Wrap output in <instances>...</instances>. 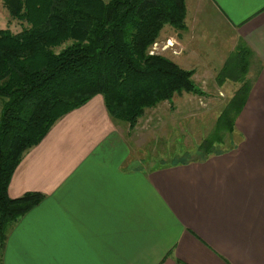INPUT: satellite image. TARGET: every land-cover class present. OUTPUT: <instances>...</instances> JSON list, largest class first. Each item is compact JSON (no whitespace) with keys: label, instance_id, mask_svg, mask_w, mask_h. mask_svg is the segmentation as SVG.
Wrapping results in <instances>:
<instances>
[{"label":"crops","instance_id":"1","mask_svg":"<svg viewBox=\"0 0 264 264\" xmlns=\"http://www.w3.org/2000/svg\"><path fill=\"white\" fill-rule=\"evenodd\" d=\"M206 1L233 50L249 54L235 88L247 83L235 148L132 166L126 133L98 93L23 152L8 193L44 197L9 225L0 264H264V0ZM186 5V27L172 35L184 49L171 58L196 82H220L228 55L219 66L192 62ZM234 76L232 64L233 87Z\"/></svg>","mask_w":264,"mask_h":264},{"label":"trees","instance_id":"2","mask_svg":"<svg viewBox=\"0 0 264 264\" xmlns=\"http://www.w3.org/2000/svg\"><path fill=\"white\" fill-rule=\"evenodd\" d=\"M3 1L29 26L18 32L0 28V95L6 97L0 117L1 245L9 225L44 197L36 191L11 197L14 170L60 116L101 93L110 113L133 126L146 107L176 92H204L194 70L149 53L166 23L186 27V0ZM247 91L246 83L233 95L218 130L235 131ZM223 141L220 134L205 139L199 158L237 143L223 147Z\"/></svg>","mask_w":264,"mask_h":264},{"label":"rangeland","instance_id":"3","mask_svg":"<svg viewBox=\"0 0 264 264\" xmlns=\"http://www.w3.org/2000/svg\"><path fill=\"white\" fill-rule=\"evenodd\" d=\"M197 4L198 0H188L187 20L193 25L189 34L193 32V37L197 36L190 47L196 50L191 60L196 64L206 61L219 66L222 58L228 55L226 67L219 75L220 82L214 77L208 82H196V76L194 81L205 90L203 93L176 92L171 100L164 99L154 106L146 107L133 126L128 121L113 116L126 133L132 152L128 164L132 166L138 164L155 168L202 157L200 145L205 139L218 134L224 140L221 144L223 147L234 143V139H239V135L234 131L227 128L218 130L217 125L233 95L234 99L238 96L235 88L240 82L237 77L243 74L242 63L249 59V54L243 52L240 46L233 50L230 30L217 19L209 1L203 0L200 8ZM26 26H29V23L23 18L13 16L4 1L0 0V28L18 32ZM182 29L166 23L155 40L158 42L157 48L151 52L154 41L149 47V53L165 54L171 58L172 52H180L184 47L178 45L172 35ZM170 38L174 42L173 45L163 47ZM232 64L234 75H237L234 76V87L231 84L233 80L229 78ZM198 70L200 72V68ZM5 99L6 97L0 95V117Z\"/></svg>","mask_w":264,"mask_h":264},{"label":"built area","instance_id":"4","mask_svg":"<svg viewBox=\"0 0 264 264\" xmlns=\"http://www.w3.org/2000/svg\"><path fill=\"white\" fill-rule=\"evenodd\" d=\"M173 41L171 40V38L170 39H168V42L165 44V45H163V47H169L170 45H173ZM157 45H158V42L157 41H155L154 42V46H153V49H152V51L151 52H154L155 51V49L157 48Z\"/></svg>","mask_w":264,"mask_h":264}]
</instances>
